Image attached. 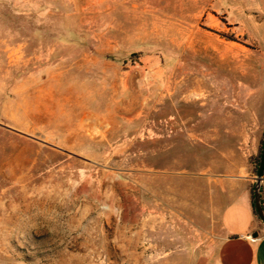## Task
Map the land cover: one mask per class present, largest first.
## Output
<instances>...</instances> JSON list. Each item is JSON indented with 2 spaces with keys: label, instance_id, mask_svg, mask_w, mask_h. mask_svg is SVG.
Masks as SVG:
<instances>
[{
  "label": "rangeland",
  "instance_id": "1",
  "mask_svg": "<svg viewBox=\"0 0 264 264\" xmlns=\"http://www.w3.org/2000/svg\"><path fill=\"white\" fill-rule=\"evenodd\" d=\"M199 2L0 0V264L193 263L231 146Z\"/></svg>",
  "mask_w": 264,
  "mask_h": 264
},
{
  "label": "crops",
  "instance_id": "2",
  "mask_svg": "<svg viewBox=\"0 0 264 264\" xmlns=\"http://www.w3.org/2000/svg\"><path fill=\"white\" fill-rule=\"evenodd\" d=\"M199 1L201 14L217 21L219 16L223 18L217 25L219 30L235 40L226 44L216 66V72H225L233 82L216 79L211 95L218 109H229L212 112L208 129L207 115L198 112V140L218 144L223 141L217 137L225 136L231 146L221 151L227 172L210 183L214 219L206 232L209 240L199 254L200 247L194 249L192 264H264V225L253 207L255 175L251 162L260 150L264 131V0ZM260 202L264 212V172Z\"/></svg>",
  "mask_w": 264,
  "mask_h": 264
},
{
  "label": "water",
  "instance_id": "3",
  "mask_svg": "<svg viewBox=\"0 0 264 264\" xmlns=\"http://www.w3.org/2000/svg\"><path fill=\"white\" fill-rule=\"evenodd\" d=\"M263 172H264V136L261 144L257 170L254 177L255 185L253 187V207L257 217L264 225V212L260 202V182L262 180Z\"/></svg>",
  "mask_w": 264,
  "mask_h": 264
},
{
  "label": "trees",
  "instance_id": "4",
  "mask_svg": "<svg viewBox=\"0 0 264 264\" xmlns=\"http://www.w3.org/2000/svg\"><path fill=\"white\" fill-rule=\"evenodd\" d=\"M229 40H231V41H233V40H235L233 37H229ZM259 154H260V150H259V152H258V155H257V158L259 159ZM258 159L256 160H254V165H257L258 164Z\"/></svg>",
  "mask_w": 264,
  "mask_h": 264
}]
</instances>
